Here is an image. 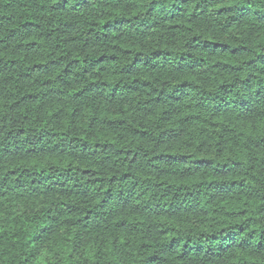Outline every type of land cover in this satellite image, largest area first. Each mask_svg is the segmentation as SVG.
Wrapping results in <instances>:
<instances>
[{"label":"trees","instance_id":"obj_1","mask_svg":"<svg viewBox=\"0 0 264 264\" xmlns=\"http://www.w3.org/2000/svg\"><path fill=\"white\" fill-rule=\"evenodd\" d=\"M0 264H264V0H0Z\"/></svg>","mask_w":264,"mask_h":264}]
</instances>
